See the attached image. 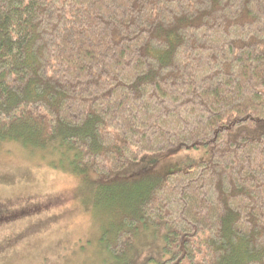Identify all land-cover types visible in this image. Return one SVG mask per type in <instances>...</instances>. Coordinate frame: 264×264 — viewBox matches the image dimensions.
I'll use <instances>...</instances> for the list:
<instances>
[{
  "label": "trees",
  "instance_id": "obj_1",
  "mask_svg": "<svg viewBox=\"0 0 264 264\" xmlns=\"http://www.w3.org/2000/svg\"><path fill=\"white\" fill-rule=\"evenodd\" d=\"M12 142L119 176L92 187L106 264H264V0H0ZM198 149L186 171L122 181Z\"/></svg>",
  "mask_w": 264,
  "mask_h": 264
},
{
  "label": "rangeland",
  "instance_id": "obj_2",
  "mask_svg": "<svg viewBox=\"0 0 264 264\" xmlns=\"http://www.w3.org/2000/svg\"><path fill=\"white\" fill-rule=\"evenodd\" d=\"M204 156L202 149L146 156L121 172L128 175L122 181L186 171ZM55 164L18 143L0 145V264H106L102 237L110 216L97 209L92 187L119 176L89 173V179L81 180ZM138 253L139 260L155 259L158 249Z\"/></svg>",
  "mask_w": 264,
  "mask_h": 264
}]
</instances>
